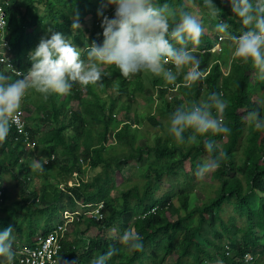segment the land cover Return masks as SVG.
Returning a JSON list of instances; mask_svg holds the SVG:
<instances>
[{
	"label": "trees",
	"instance_id": "1",
	"mask_svg": "<svg viewBox=\"0 0 264 264\" xmlns=\"http://www.w3.org/2000/svg\"><path fill=\"white\" fill-rule=\"evenodd\" d=\"M8 1L14 70L0 64V73L9 81L20 79L10 73L27 74L31 68L29 53L42 37L40 20L81 49L103 40L97 12L105 0ZM157 3H167L177 20L184 9L201 22L199 43L186 45L201 61V77L189 82L181 72L170 84L150 72L125 76L115 65H102L101 85L77 83L66 95L47 98L29 89L21 118L30 141L17 140L12 128L0 141V228H15V258L53 232L64 222L61 213L70 210L81 214L61 241V264H91L109 248L119 253L108 264H264L256 261L258 250L264 258V129L245 118L251 111L264 116V80L251 61L232 56L231 37L245 29L228 0H214L220 17L204 0ZM113 13V8L105 12ZM77 15L81 27L72 29ZM89 18L93 28L87 27ZM220 20L230 24L227 34L216 30ZM222 37L227 40L221 52H213ZM214 92L227 102L223 112L214 114L230 133H207L180 144L168 132L170 115ZM142 101L149 104L140 108ZM207 142L214 143V153L206 151ZM214 157L221 163L211 180L196 183L197 166ZM34 161L44 164L43 172L33 168ZM131 162L140 171L126 177ZM7 188H16V197ZM196 190L205 197L192 203ZM100 203L102 218L86 214L89 205ZM125 231L140 237L141 249L120 242Z\"/></svg>",
	"mask_w": 264,
	"mask_h": 264
},
{
	"label": "clouds",
	"instance_id": "2",
	"mask_svg": "<svg viewBox=\"0 0 264 264\" xmlns=\"http://www.w3.org/2000/svg\"><path fill=\"white\" fill-rule=\"evenodd\" d=\"M228 3L245 29L240 35L231 37L234 43L232 56L251 61L259 70L258 78L264 80V0H228ZM204 5L214 17H220L221 9L216 7L214 0H204ZM108 8L114 9L111 17L105 14ZM97 15L100 18L98 25L100 23L103 30L101 43L93 41L86 49H81L71 37L50 27L29 53L31 68L27 74L10 73L20 79L9 81V77L0 73V141L8 136L12 123L22 112V100L29 89H35L47 98L49 94L66 95L77 83L101 85L102 65H115L125 76L150 72L170 84L181 72L185 81L195 82L201 77V61L186 45L189 41L199 43L204 28L188 11L181 9L177 20L175 10L170 9L167 3L158 5L157 0H105ZM80 27L77 15L73 18L72 29ZM229 28L230 24L221 20L216 25L219 33L227 34ZM226 40L222 37L212 51L220 53L221 42ZM5 46L3 39L0 48L4 50ZM169 63L174 67L167 65ZM6 67L14 70L13 64L12 68ZM226 107L227 102L215 92L187 108L178 107L170 115L168 132L180 144L196 142L198 136L207 133L228 134L230 128L214 114L223 112ZM245 118L252 121L257 130L264 129V116L260 112L251 111ZM188 130L191 134L186 137ZM204 147L209 154L215 151L212 142L205 143ZM220 163L219 157L204 161L197 166L195 175L203 178ZM33 168L43 172L44 164L34 161ZM14 230L12 225L0 228V264H14ZM139 240L138 235L129 231L120 237L122 244L137 250L142 248ZM118 253V248H109L107 252L95 255L91 264H108Z\"/></svg>",
	"mask_w": 264,
	"mask_h": 264
},
{
	"label": "built area",
	"instance_id": "3",
	"mask_svg": "<svg viewBox=\"0 0 264 264\" xmlns=\"http://www.w3.org/2000/svg\"><path fill=\"white\" fill-rule=\"evenodd\" d=\"M9 6L7 0H0V42L5 41L4 50L0 48V63L12 68V60L10 54L12 48L10 46V40L7 34L8 19L6 14V8ZM221 51V49L219 48ZM4 51V52H3ZM167 65H172L171 63ZM173 66V65H172ZM174 67V66H173ZM22 112L16 117L15 122L12 123L11 127L15 129L19 138H23L26 142L30 141V134L26 131L25 124L22 121ZM3 191L0 190V204L3 203ZM103 203L99 205H89L90 209L86 214H92L94 217L102 218ZM78 212L65 211L63 215V223L51 232L48 236H41L37 239L35 246L30 248H24L18 252L14 259V264H61L60 263V252L62 251L61 241L68 232V226L75 219ZM249 261L252 260V256H248Z\"/></svg>",
	"mask_w": 264,
	"mask_h": 264
},
{
	"label": "rangeland",
	"instance_id": "4",
	"mask_svg": "<svg viewBox=\"0 0 264 264\" xmlns=\"http://www.w3.org/2000/svg\"><path fill=\"white\" fill-rule=\"evenodd\" d=\"M38 23H40L39 24V28H38V33H39V35L40 36H45L46 34H47V30L50 28V25H48V26H46V27H43V20H40ZM87 27H90V28H93L94 27V19H92V18H89L88 19V23H87ZM218 49V48H217ZM262 84L264 85V81H262ZM253 101H255V102H259L260 103V100L259 99H256L255 97L253 98ZM149 104V101H142V103L140 104V108H143L144 106H146V105H148ZM77 106V103L76 104H74V108ZM46 162H47V159L45 160ZM202 162H204V160L202 161ZM140 170H139V168H138V164L136 163V162H131V164H129V166H127L126 168H125V170H124V174L126 175V177H131L132 175H135V174H138V172H139ZM211 173H209V174H206L203 178H199V177H197L195 174H194V178H195V180H196V183H201V182H209L210 180H211ZM133 177V176H132ZM86 178H89V176L88 177H86ZM87 181V180H86ZM8 189V188H7ZM9 190V192H10V195L14 198V197H16V195H17V190H16V188L15 189H8ZM195 196H193V200H192V203H196L195 201H197V200H200V201H202L203 199H204V197H205V195L202 193V192H200L199 190H196L195 191ZM3 202H4V197H3ZM259 203V201H256V203L255 204H258ZM2 204V203H1ZM0 204V205H1ZM97 205H99V204H97ZM67 211H70V210H67ZM70 212H72V211H70ZM64 213H65V211L63 212V213H61L62 214V216L64 215ZM81 213L80 212H78V215L76 216V217H78L79 218V215H80ZM62 216H61V218H62ZM70 230V226H68V231ZM97 232H96V230H93L92 231V234H96ZM17 240L18 241H20V238H17ZM256 261H261V262H264V258L262 257V252L260 251V250H258L257 252H256Z\"/></svg>",
	"mask_w": 264,
	"mask_h": 264
},
{
	"label": "bare ground",
	"instance_id": "5",
	"mask_svg": "<svg viewBox=\"0 0 264 264\" xmlns=\"http://www.w3.org/2000/svg\"><path fill=\"white\" fill-rule=\"evenodd\" d=\"M12 149H14V148H12ZM77 180V179H76ZM47 184V183H46ZM59 189V188H58Z\"/></svg>",
	"mask_w": 264,
	"mask_h": 264
}]
</instances>
